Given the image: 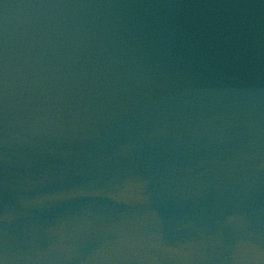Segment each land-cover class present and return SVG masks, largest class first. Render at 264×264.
<instances>
[{
  "label": "water",
  "instance_id": "obj_1",
  "mask_svg": "<svg viewBox=\"0 0 264 264\" xmlns=\"http://www.w3.org/2000/svg\"><path fill=\"white\" fill-rule=\"evenodd\" d=\"M0 264H264V0H0Z\"/></svg>",
  "mask_w": 264,
  "mask_h": 264
}]
</instances>
